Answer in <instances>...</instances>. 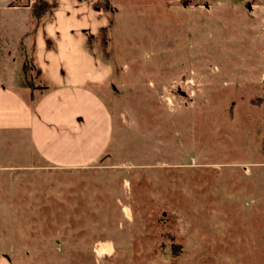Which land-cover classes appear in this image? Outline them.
<instances>
[{"label":"rangeland","instance_id":"obj_1","mask_svg":"<svg viewBox=\"0 0 264 264\" xmlns=\"http://www.w3.org/2000/svg\"><path fill=\"white\" fill-rule=\"evenodd\" d=\"M107 1L106 34H83L111 71L110 143L85 167L2 169L0 251L12 264H264V0ZM33 4L0 11V70L27 90L50 17L32 29Z\"/></svg>","mask_w":264,"mask_h":264},{"label":"crops","instance_id":"obj_2","mask_svg":"<svg viewBox=\"0 0 264 264\" xmlns=\"http://www.w3.org/2000/svg\"><path fill=\"white\" fill-rule=\"evenodd\" d=\"M20 1L0 0V11H17ZM43 1L50 5L56 1L57 5L33 40L34 68L29 66V70L38 84L32 83L29 90L25 85L14 87L7 78L8 72L0 70V166H6L0 167V171L89 166L110 143L113 116L100 91L108 90L111 71L84 47L83 34L84 29H90V35H94L108 24V18L91 8L97 0ZM68 1L72 4L70 12ZM84 16L96 17V28L92 29ZM66 60L77 66L64 69ZM51 66L50 80H45L46 68ZM31 86L36 89L31 90ZM96 137L102 139L101 146ZM92 141L96 145L94 153L83 158L93 147ZM25 155L33 162L29 167L13 164V160L19 161ZM0 264H12L2 251Z\"/></svg>","mask_w":264,"mask_h":264},{"label":"trees","instance_id":"obj_3","mask_svg":"<svg viewBox=\"0 0 264 264\" xmlns=\"http://www.w3.org/2000/svg\"><path fill=\"white\" fill-rule=\"evenodd\" d=\"M34 4L31 6V11H30V20L31 23H33L32 29H34L36 27V29L40 26L41 20L43 19V16L45 15H50L52 10H53V6L50 5L49 3L43 1V0H33ZM91 8L94 11L97 12H102V13H109L111 10V7L109 6V2L107 0H97L94 1L91 4ZM110 28V23H108V25L101 27L98 31H97V35L95 36H91L87 42V44L89 45L90 42L94 41L97 38H99V36L101 34H106L107 30ZM35 29V31H36ZM91 40V41H90ZM87 50H90V48L86 47V45L84 46ZM105 60H108L107 57H105ZM30 67L34 68L33 64L30 65ZM38 71V70H37ZM36 87L31 86V90H35ZM32 100H34L33 96L31 97Z\"/></svg>","mask_w":264,"mask_h":264}]
</instances>
